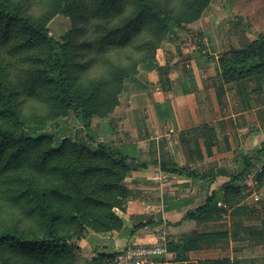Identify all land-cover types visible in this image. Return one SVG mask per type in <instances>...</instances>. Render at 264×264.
Returning a JSON list of instances; mask_svg holds the SVG:
<instances>
[{
    "label": "trees",
    "instance_id": "1",
    "mask_svg": "<svg viewBox=\"0 0 264 264\" xmlns=\"http://www.w3.org/2000/svg\"><path fill=\"white\" fill-rule=\"evenodd\" d=\"M211 2L179 0L176 7L174 0H0V264H77L82 251L78 242L87 234L123 230L119 212L127 210L131 156L96 146L94 137L78 140L65 130L59 135L33 133L49 124L68 123L63 119L69 113L92 132V119L107 117L119 105L126 80H133L138 68L154 70L156 51L171 29L199 21ZM58 15L74 24L62 42L48 30ZM92 68L98 76L79 86V73L89 71L88 77L96 73ZM217 70L226 83L250 77L260 82L264 35L225 53ZM206 148L210 152L211 143ZM249 194L246 186L227 188L219 199L232 208L233 196L243 201ZM216 200L211 196L183 221L221 218ZM242 230L253 234L261 228ZM219 236L228 238V232L197 240ZM120 254L110 256L107 264H114Z\"/></svg>",
    "mask_w": 264,
    "mask_h": 264
},
{
    "label": "crops",
    "instance_id": "2",
    "mask_svg": "<svg viewBox=\"0 0 264 264\" xmlns=\"http://www.w3.org/2000/svg\"><path fill=\"white\" fill-rule=\"evenodd\" d=\"M234 2L236 14L244 19L240 32L231 37L229 29L235 24L228 22L229 13L211 4L218 19L208 15L189 26L193 32L204 33L203 52L170 61L162 76L153 71L151 94H139L144 99L139 109L148 107L152 115L141 118L149 134L143 129L138 138L137 127L131 126L134 142L123 144L133 165L126 179L127 210L120 214L124 228L106 235L87 234L78 242L82 251L77 264H107L110 256L129 247L162 243L168 252L156 264L217 259L264 264L263 193L260 204L250 195L243 201L233 196L232 208L219 199L227 188H245L243 173L258 161L264 148V78L226 83L217 70L225 53L264 35V0ZM171 166L184 171L164 169ZM211 196L223 211L221 218L183 221ZM258 226L261 231L253 234L242 230ZM213 232H228V238L197 240Z\"/></svg>",
    "mask_w": 264,
    "mask_h": 264
},
{
    "label": "rangeland",
    "instance_id": "3",
    "mask_svg": "<svg viewBox=\"0 0 264 264\" xmlns=\"http://www.w3.org/2000/svg\"><path fill=\"white\" fill-rule=\"evenodd\" d=\"M178 1L179 0H174L173 4H175L176 7ZM211 4H214L215 7H220L221 9L224 8L229 13L228 22H230V25L235 24L233 28L229 29V34L231 37L233 36L234 32L236 34L243 29L242 22L244 19L236 14V3L234 0H212ZM208 15L211 19H218L215 11H212L211 7H208V9L203 13L202 17ZM237 25H239V27ZM189 26L190 25L187 24L184 25L183 28L171 29V31L167 34L166 39L161 43L156 51L155 60L153 61V71L156 70L157 72H163V69L168 70L170 61H175L181 59L182 57L184 58L187 56V54L190 56L189 58H191L192 56L203 52L202 41L205 37L204 33H201L199 30L193 32ZM73 28V21L70 18L62 15H58L53 18L48 25L50 34L58 42H62L66 34ZM217 33L218 28H215V36ZM197 41H199V43H197ZM135 56L138 59L141 58V55L138 53H135ZM86 61L89 62V60ZM91 70L95 69L92 68ZM97 71L98 70H95L94 72L96 73L91 75L89 74L88 77L86 74H88L89 71L85 73H79V86H87L89 84L88 80L90 78H95L98 76ZM153 71L145 72L144 70H140V68H138V70L134 73V79L126 80L125 89L122 90L118 98L119 105L115 107L113 112H111L107 117L102 116L92 119V132L84 126V123L81 119L77 118L73 113H69V115L63 119L65 121L67 120L66 122L68 123L63 124L57 122L49 124L45 127V130L34 132L33 135L39 136L43 133H53L55 135H59L63 130H65L68 133V136L73 138L75 137L78 140L86 141V136H89L88 138L92 141L91 138L94 137V144L96 146L104 145L106 147L112 148L115 151H124V141L132 143L134 142V139L130 136V133L132 132L131 126L137 127L138 134H136L138 135V138H141L143 129H146V131L148 129L146 126L142 125L141 118H143V116L149 117L152 115V113H150L151 110L148 107L145 109V111L148 113L143 111L142 108L139 109V102L142 103V99H140L139 94L145 93L148 96L151 94V90L153 89V81L150 79V76ZM149 98L152 99L151 97ZM135 105L137 108H135ZM88 133H90V135H88ZM93 133L96 135L94 136ZM147 133L149 134L148 131ZM125 185L127 186V181H125ZM260 192L261 194L263 193L264 196V191L261 190ZM260 202L258 204H260ZM120 214L121 213L119 212V215ZM89 232H92V230L89 229L88 233Z\"/></svg>",
    "mask_w": 264,
    "mask_h": 264
},
{
    "label": "built area",
    "instance_id": "4",
    "mask_svg": "<svg viewBox=\"0 0 264 264\" xmlns=\"http://www.w3.org/2000/svg\"><path fill=\"white\" fill-rule=\"evenodd\" d=\"M263 175L264 152L243 178V184L251 192L250 196L255 203L261 201L260 180ZM167 252L166 243L152 246L129 247L121 252L114 264H156L166 256Z\"/></svg>",
    "mask_w": 264,
    "mask_h": 264
},
{
    "label": "water",
    "instance_id": "5",
    "mask_svg": "<svg viewBox=\"0 0 264 264\" xmlns=\"http://www.w3.org/2000/svg\"><path fill=\"white\" fill-rule=\"evenodd\" d=\"M197 43H199V41H197Z\"/></svg>",
    "mask_w": 264,
    "mask_h": 264
}]
</instances>
